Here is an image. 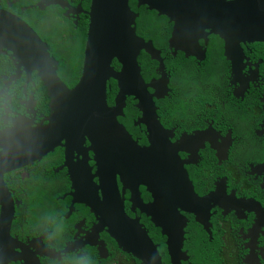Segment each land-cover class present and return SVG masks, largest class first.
I'll list each match as a JSON object with an SVG mask.
<instances>
[{"label":"water","instance_id":"water-1","mask_svg":"<svg viewBox=\"0 0 264 264\" xmlns=\"http://www.w3.org/2000/svg\"><path fill=\"white\" fill-rule=\"evenodd\" d=\"M135 1L138 8L155 11L174 25L170 40L173 54L182 52L186 58L202 63L206 59L209 38H219L224 58L230 64V76L238 80L241 91L247 88L252 79L242 74L244 67L250 65L241 45L264 44V0ZM128 2L91 0L86 12L89 23L82 72L72 89L57 76L58 62L49 55L40 36L18 17L0 11V39L3 38L0 44L27 58L29 69L38 72L50 101V116L44 120L45 124L33 127V121L21 120L13 128L0 132V240L14 241L9 230L15 206L4 177L60 147L68 151L66 163L75 190L73 204L86 205L97 216L96 232L106 231L120 249L141 264H162L158 245L137 220L125 214L118 180L124 190L131 189V202L133 199L138 202L140 211L150 217L165 238L170 264H187L190 260L188 251L184 250L188 220L182 212L194 215L196 223L210 237L213 207L236 213L240 205L264 210L261 204L238 200L233 194L227 196L224 189H216L204 197L196 194L185 167L193 164V160L183 161L179 153L193 154L206 143L216 149L227 146L230 141L210 127L205 132L186 135L176 144L170 142L173 132L161 125L155 103L171 94L170 75L161 51L152 41L137 35L139 15L131 11ZM42 5L45 6L41 9L51 5L69 8L59 0ZM73 11L83 12L79 8ZM142 52L158 63L159 78L149 83L143 79L138 62ZM114 61L120 65V70L113 67ZM111 80L117 83L118 89L112 108L108 105ZM128 99L137 103L140 117L135 126L145 127L148 146H139L119 122V118H125ZM88 140L89 148L85 145ZM72 147L83 148V158L77 163L69 155ZM90 150L94 152V165L89 163ZM139 186L151 194L152 203L141 201Z\"/></svg>","mask_w":264,"mask_h":264},{"label":"flooded vegetation","instance_id":"flooded-vegetation-1","mask_svg":"<svg viewBox=\"0 0 264 264\" xmlns=\"http://www.w3.org/2000/svg\"><path fill=\"white\" fill-rule=\"evenodd\" d=\"M47 1L50 0H0V11L24 21L47 47L52 46L57 53L60 42L55 38L52 27L48 30L50 12L56 14L55 21H67L77 26L82 18H88L86 12L89 9L83 8V0H59L69 8L51 5L41 9L45 6L42 3ZM78 8L83 12L73 11ZM5 44L9 45L7 42ZM257 45L264 44L241 45L250 65L249 68L244 67L242 74L252 79L244 91H241L238 80L230 76L229 64L228 75L218 73L210 80V89L221 97H212L211 103L201 113L190 106L184 109L177 105L173 116L169 117L170 128H163L173 132L170 142L175 144L186 135L205 132L210 127L222 138H227L230 141L227 146L221 147L219 140L220 147L216 149L206 143L193 154L179 153L183 161L193 160V164H186L185 167L196 194L204 197L216 189H224L227 196L233 194L238 200L261 204L264 208V48ZM11 49L0 44V132L13 128L21 120L33 121V127L45 124L44 120L50 116V101L38 72L29 69L26 57ZM170 51L174 57L179 53L173 54L171 48ZM48 53L51 56L49 48ZM180 80L176 79L175 85L185 96L188 91ZM171 94L162 103L164 106L174 103ZM217 105L221 106L223 117L218 116ZM139 117L140 114L135 118L134 126ZM135 127L143 136L133 139L141 147L148 146L145 127ZM85 145L89 148L90 141ZM67 152L65 147L55 148L40 160L4 177L15 206L14 220L9 230V236L15 242L0 240V264H25V261L34 264V260H37V264H138L119 248L106 231L96 232L99 224L97 216L86 205L73 204L75 190L66 163ZM82 152V147L70 148L69 155L74 163L83 158ZM88 155L91 157L89 163L94 165V152L90 150ZM118 187L125 214L131 220H137L152 240L149 229H159L152 224L150 217L140 211L135 199L131 202V189L124 190L120 180ZM139 191L144 204L153 202L145 187L139 186ZM182 214L188 220L185 238L189 241L196 230L199 231L200 225H197L194 215ZM210 215L209 239L213 235L217 240L224 239L230 226L238 225L236 245L242 255V264L247 258H251L253 264H264V210L240 205L236 214L213 207ZM67 248L69 250L65 253ZM115 251L119 253L113 254Z\"/></svg>","mask_w":264,"mask_h":264},{"label":"trees","instance_id":"trees-1","mask_svg":"<svg viewBox=\"0 0 264 264\" xmlns=\"http://www.w3.org/2000/svg\"><path fill=\"white\" fill-rule=\"evenodd\" d=\"M128 5L131 11L139 15L136 22L137 35L145 39V41H152L154 47L161 51L162 57L165 59L167 73L170 75L169 89L173 91L170 97H172L174 103L171 106H164L162 103L167 100L165 98L155 102L159 108L157 114L161 117L159 118L160 123H162L163 127L170 128L169 117L173 116L177 105L179 108L186 109L190 106L197 112H204L206 106L211 103L212 97H221L214 94L213 90L210 89V80L214 79L218 73L229 74V62L224 58L223 43L217 37L209 39L210 43L207 46L206 59L202 63H197L194 58H186L182 52H179L174 57L170 51V40L173 35V24L170 20L165 17H159L155 11H150L146 7L138 8L135 0H129ZM82 6L88 10L90 0H83ZM50 15L51 17L47 21L49 24L48 30L52 27V32L56 34L55 38L60 44L57 53H55L52 46H48L49 52L59 63L58 75L64 80L67 87L71 89L79 76H81L89 20L84 17L78 22L77 26H74L67 21H55L56 14L53 12H50ZM65 40L69 42V45L63 44ZM201 45H204L203 41H201ZM257 46L264 48V45ZM138 62L142 70V77L146 83H149L152 79L159 78L156 73L158 63L151 60L149 55L142 52ZM113 67L116 70H120V65L116 61L113 62ZM178 78H181L180 82L182 84L191 85L190 88L186 89L188 93L185 96H183L182 90L175 85V81ZM198 78L200 79L198 80ZM108 87V104L110 107H114V101L118 93L117 83L111 80L108 82ZM194 88H198V92L193 96ZM229 97L231 96L229 95ZM126 105L125 118H119V122L125 126L134 139H137L143 136L140 134L139 128L134 126V120L140 112L137 110V103L133 99H128ZM217 109L219 111L218 116L223 117L221 106L217 105ZM215 121L217 122L218 119H215ZM221 167L222 165L219 168ZM218 176H221L220 173H218ZM82 209L86 210L84 206H82ZM198 230L185 243L184 249L188 251L190 256L188 264H235V262L226 260L221 256V239L217 240L215 235H213L212 239H209L208 234L200 226H198ZM149 234L152 241L158 245L162 264H170L169 257L166 255L164 237L160 235V231L151 228L149 229Z\"/></svg>","mask_w":264,"mask_h":264},{"label":"clouds","instance_id":"clouds-1","mask_svg":"<svg viewBox=\"0 0 264 264\" xmlns=\"http://www.w3.org/2000/svg\"><path fill=\"white\" fill-rule=\"evenodd\" d=\"M231 212H234V211H231ZM234 213H236V212H234ZM236 214H238V213H236ZM236 221H237V219H236ZM237 229H238V225L236 227L230 226V228L226 232L227 235L225 236V238L224 239H221V242H220V245L222 247L221 256L224 259H226V260H230V261L235 262V264H242V255L239 253L238 247L236 245V243L238 241V239H237V236H238L237 235V231L238 230ZM185 251H187V250H185ZM117 253H119V251H115L113 254H117ZM127 255H129V254L127 253ZM129 256H131V255H129ZM136 261L138 262V264H141V262H139L138 260H136ZM188 262H187V264H188ZM245 264H253V261L251 260V258H247L245 260Z\"/></svg>","mask_w":264,"mask_h":264},{"label":"rangeland","instance_id":"rangeland-1","mask_svg":"<svg viewBox=\"0 0 264 264\" xmlns=\"http://www.w3.org/2000/svg\"><path fill=\"white\" fill-rule=\"evenodd\" d=\"M63 44L69 45V42L67 40H65L63 42ZM183 85H184V89H187V88H190L191 87V85H189V84L188 85L187 84H183ZM197 92H198V88H194V90L192 92V95L194 96Z\"/></svg>","mask_w":264,"mask_h":264}]
</instances>
